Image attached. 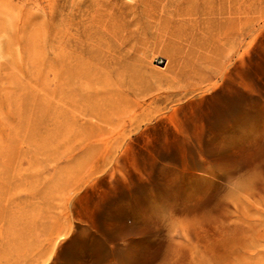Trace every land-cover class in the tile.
<instances>
[{"label": "rangeland", "instance_id": "rangeland-1", "mask_svg": "<svg viewBox=\"0 0 264 264\" xmlns=\"http://www.w3.org/2000/svg\"><path fill=\"white\" fill-rule=\"evenodd\" d=\"M0 264H264V0H0Z\"/></svg>", "mask_w": 264, "mask_h": 264}, {"label": "bare ground", "instance_id": "bare-ground-1", "mask_svg": "<svg viewBox=\"0 0 264 264\" xmlns=\"http://www.w3.org/2000/svg\"><path fill=\"white\" fill-rule=\"evenodd\" d=\"M240 47H242V44H241ZM241 51L239 50V52H238V59H239L240 62L243 60V54H242ZM157 60H158L159 63H161V62H164V63L167 62V60L165 58H158ZM229 64L231 65V63H229ZM227 66H228V64H227ZM217 67H220V66H217ZM226 67L224 66L223 68H219V70L215 72V74L213 75V78H212L213 80H211L210 84L208 83L209 85L207 84V87H206V89L203 90V92H205V91H209L210 92V90L220 91V90H222L224 88L226 79L228 78V73H227ZM210 71H209V73H210ZM239 78H240V81H238L239 88L238 89H235V92H234L236 94V96H235L236 101H235V104H234V109H233V107H231V105H230L231 103L228 104L229 101H230V95L232 93L231 94H226V95H223L222 94L220 97L222 99V102L224 103V106H223V108L219 112V115L220 116L219 115L218 116L219 117H222V119H223V127L220 126L222 128H220V129L213 128V130H210L209 131V133H211L213 136H215V137L218 136L222 140H225L227 138L230 139V140H233L232 138H234L235 136L239 135L243 131L244 126H245V121H244L245 120L244 119V116H245L244 115V108H243V103L241 101V94H242V90H241V86H242V76L241 77L239 76ZM206 79H208V78H206ZM188 98H189V96H188ZM187 101H188V99H187ZM191 101H193V99ZM231 117H232V119L230 120L229 118H231ZM231 122H233V123H231ZM203 135H206V132H205L204 129H203ZM232 143L233 144L229 145L230 147L233 146V145L235 146L237 144L235 142H232Z\"/></svg>", "mask_w": 264, "mask_h": 264}]
</instances>
